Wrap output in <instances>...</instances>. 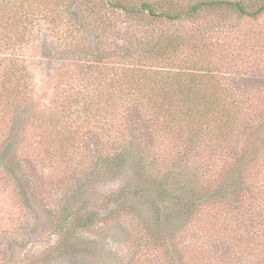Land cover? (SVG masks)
Segmentation results:
<instances>
[{"label":"rangeland","instance_id":"374dc122","mask_svg":"<svg viewBox=\"0 0 264 264\" xmlns=\"http://www.w3.org/2000/svg\"><path fill=\"white\" fill-rule=\"evenodd\" d=\"M85 1L94 0H74L75 10L82 17ZM95 1L102 6L105 23H100L96 12L81 18L84 30L82 37L75 32L78 38L62 32L60 22L52 21L54 15L41 17L34 31L26 35L15 21L0 22V146L12 131L14 119L20 118L24 133L21 132L17 152L31 180L24 198L16 179L0 164V264H181V260L183 264H264V163L252 176L259 186L255 201L245 198L239 202L241 205L226 201L203 205L166 248L148 243L142 221L121 210L89 232L86 240L90 250L86 254H71L59 247L57 211L84 182L97 151H107L110 143L108 125L104 127L99 117L79 112V105L74 103L78 93L95 87L86 74L95 71L89 67L99 62L81 56L80 47L100 43L111 52L131 49L133 41L143 35L172 27L185 36L187 49L182 58L188 59V53L199 58L198 68L210 69L209 74L222 86L221 93L239 101L238 135L242 131L249 137L259 128V134L264 136V11L254 17L222 10L205 12L172 26L113 10L107 0ZM122 1L135 7L143 1L167 7L168 2L185 6L198 0ZM243 1L257 7L260 0ZM103 32L110 39H102ZM8 71L12 73L9 93L25 92L18 100L3 92L1 85ZM17 79L20 86H16ZM99 92H105V84ZM51 122L58 123L57 131L64 134L58 152L50 145L54 142ZM148 149L149 159L157 161L158 166L173 164L171 146L157 141ZM228 154L212 155L222 160L211 165L203 159L200 163L204 169H197L196 164L182 165L189 167V176L212 182L215 171H219L224 159L230 158ZM260 158L264 162V148ZM98 176L88 185L79 204L106 211L112 206L111 194L119 189L121 180L106 173Z\"/></svg>","mask_w":264,"mask_h":264},{"label":"trees","instance_id":"16d2710c","mask_svg":"<svg viewBox=\"0 0 264 264\" xmlns=\"http://www.w3.org/2000/svg\"><path fill=\"white\" fill-rule=\"evenodd\" d=\"M11 1L0 0V22L15 21L23 35L31 34L41 17L47 15H54L52 21L60 22L62 32L76 38L84 30L81 18L91 17L92 12L99 14L100 23H105L102 6L95 0L83 2V17L75 10L74 0ZM107 1L113 10L172 26L196 19L205 12L222 10L254 17L264 11V0H260L257 7L243 0H198L185 6L168 2L167 7L161 8L160 2L143 1L135 7L122 0ZM103 38L110 39L105 32ZM184 38L171 27L143 35L133 41L131 49L124 47L111 52L100 43L80 47L81 56L99 62L97 66L90 65L89 69L96 70L86 74L95 87L78 93L74 103L79 105V112L88 113L94 119L99 117L104 127L108 125L106 135L110 143L107 151H97V159L84 176V182L68 195L57 211L58 243L62 250L75 255L86 254L90 250L86 240L89 232L119 210L136 215L142 221L148 243L166 248L203 205L214 201L240 204L245 198L249 202L258 198L259 186L254 184L252 176L259 173L257 166L264 163L260 158L264 136L259 134V128L251 131L249 137L242 131L238 135L239 101L221 93L222 86L209 74L210 69L198 68L199 58L192 53H188V59L182 58L187 49ZM42 44L46 46L45 41ZM189 49L194 47L189 46ZM11 74L5 73L1 86L5 94L18 100L25 92L9 93ZM14 74L17 75V71ZM104 84L105 92H99ZM16 86H20L18 79ZM57 124L51 122L54 142L50 145L58 152L64 134L57 131ZM20 126L21 119L17 117L0 146V164L16 179L19 194L25 198V189L26 186L31 188V180L17 152L21 132L24 133ZM241 134L244 140L240 139ZM157 141L171 146L175 156L171 166H158L157 161L149 159L148 146ZM217 152L229 153L230 158L224 159L212 182L189 176V167L182 165L185 162L186 166L196 164L197 169H204L200 163L203 159L209 160L210 165L222 160L212 157ZM100 173L121 180L119 189L111 194L112 206L106 211L79 204L88 185ZM180 263L183 264L182 260Z\"/></svg>","mask_w":264,"mask_h":264}]
</instances>
